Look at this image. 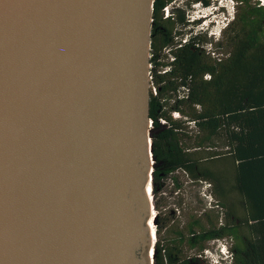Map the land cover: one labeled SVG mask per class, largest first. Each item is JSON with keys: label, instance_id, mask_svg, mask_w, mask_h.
Here are the masks:
<instances>
[{"label": "water", "instance_id": "1", "mask_svg": "<svg viewBox=\"0 0 264 264\" xmlns=\"http://www.w3.org/2000/svg\"><path fill=\"white\" fill-rule=\"evenodd\" d=\"M151 5L0 0V264H152Z\"/></svg>", "mask_w": 264, "mask_h": 264}, {"label": "trees", "instance_id": "2", "mask_svg": "<svg viewBox=\"0 0 264 264\" xmlns=\"http://www.w3.org/2000/svg\"><path fill=\"white\" fill-rule=\"evenodd\" d=\"M173 1L152 0L149 26L152 263L212 264L207 243L227 239L225 264H264V4L231 0L213 39L185 13L211 0L164 15ZM186 184H207L210 201Z\"/></svg>", "mask_w": 264, "mask_h": 264}, {"label": "rangeland", "instance_id": "3", "mask_svg": "<svg viewBox=\"0 0 264 264\" xmlns=\"http://www.w3.org/2000/svg\"><path fill=\"white\" fill-rule=\"evenodd\" d=\"M259 3L264 4V0H258ZM184 0H175L173 1L168 9L173 7H184ZM231 0H211V4L204 8L197 4H191L186 7V16L189 20L192 18H198L199 24L195 27L196 30H205L206 35L212 37L213 39L217 38L219 35V30L224 26L225 22L230 18V14L232 12ZM170 11V10H169ZM209 11V12H208ZM205 13L204 15H202ZM187 197H189V193H198L202 195L205 201H210V198L207 196V192L205 189L207 188V184H199V185H189L186 184ZM157 199L161 202L157 211L160 212V215L166 214L167 210L170 209L173 204V194L169 195L167 192H163L161 194L156 195ZM189 199V198H188ZM164 201V202H163ZM154 209V208H153ZM156 213V210H154ZM155 229V227H154ZM161 235V234H160ZM154 242V241H153ZM152 242V244H153ZM229 241L227 239L221 240H213L207 243V249L204 254L209 259L210 263L214 264H225L227 263V258H225V253L228 250ZM224 246L223 253L220 249ZM227 255V254H226ZM153 259V257H152ZM151 259V263H152ZM153 264V263H152Z\"/></svg>", "mask_w": 264, "mask_h": 264}, {"label": "bare ground", "instance_id": "4", "mask_svg": "<svg viewBox=\"0 0 264 264\" xmlns=\"http://www.w3.org/2000/svg\"><path fill=\"white\" fill-rule=\"evenodd\" d=\"M151 163V161H150ZM148 177H149V174H148ZM144 191L146 193V195L148 196V199L151 197V180L149 181V178H148V183L145 185L144 187ZM151 208V207H150ZM153 215H154V209H150V215L148 216L147 218V225L149 227V234H150V238L151 240L153 241L154 237L151 236V233L155 227V222H154V219H153ZM152 246H150L151 248ZM148 257L151 261L152 257H153V254H151V251L148 252Z\"/></svg>", "mask_w": 264, "mask_h": 264}, {"label": "built area", "instance_id": "5", "mask_svg": "<svg viewBox=\"0 0 264 264\" xmlns=\"http://www.w3.org/2000/svg\"><path fill=\"white\" fill-rule=\"evenodd\" d=\"M169 6H170V5L163 7L164 15H168V14H169V9H168ZM152 90H153V92H154V89H152ZM174 115H176V114L174 113ZM160 122L162 123L163 121L160 120ZM149 125H150V120H149ZM223 248H224V246L222 247V249H220L222 253L224 252V251H222ZM204 252H206V250H204ZM226 254H227V255H226ZM227 256H228V253H225V257H227ZM215 262H216V261L214 260V263H215ZM214 263H213V264H214Z\"/></svg>", "mask_w": 264, "mask_h": 264}, {"label": "clouds", "instance_id": "6", "mask_svg": "<svg viewBox=\"0 0 264 264\" xmlns=\"http://www.w3.org/2000/svg\"><path fill=\"white\" fill-rule=\"evenodd\" d=\"M209 12V11H208ZM205 13H203L202 15H204Z\"/></svg>", "mask_w": 264, "mask_h": 264}]
</instances>
